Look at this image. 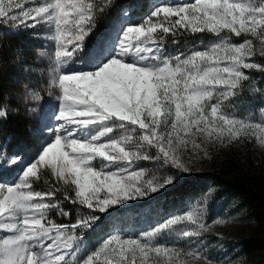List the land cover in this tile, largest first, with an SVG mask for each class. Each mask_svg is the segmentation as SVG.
Listing matches in <instances>:
<instances>
[{"label":"snow or ice","instance_id":"snow-or-ice-1","mask_svg":"<svg viewBox=\"0 0 264 264\" xmlns=\"http://www.w3.org/2000/svg\"><path fill=\"white\" fill-rule=\"evenodd\" d=\"M111 3L46 0L26 9L20 0H0V23L30 28L46 21L53 26L54 86L59 88L54 116L58 124L48 129L53 138L25 165L14 184L0 181V231L10 233L0 239V264H70L66 257L76 243L77 224L90 229L98 218L89 214L75 224L54 222L49 216L52 209L69 216L60 208L57 193L64 201L104 213L111 205L162 192L190 174L199 158L197 150L203 148L198 137L220 145L248 137L264 146V123L237 120L220 110V99L234 96L240 82L248 79L245 69L264 71L250 59L255 54L253 39L233 43L221 33L251 36L264 45V0H194L158 6L139 25L125 27L115 43L89 46L86 38ZM161 14L162 20H152ZM158 26L165 34L190 29L214 33L219 39L186 58L175 57V63L169 58L145 63L143 54L152 52L147 45L162 39ZM260 51L264 56V48ZM69 64L80 66L65 71ZM213 98L216 104L206 103ZM11 105V97L0 93V120L7 119ZM129 126L139 132L129 131ZM115 129H123L124 134L111 136ZM189 145L192 152L186 155ZM97 158L99 168L93 164ZM141 160L158 161L164 171L147 179L142 171H129ZM22 163V157H9L0 148V168ZM41 169L50 171L55 185ZM33 178H43L48 189L36 190ZM183 219L170 218L164 227ZM186 219L194 227L183 231V237H200L206 230L191 214ZM155 234L148 232L142 239L112 234L82 264H137L138 257L140 264H148L150 253L179 255L175 245H153ZM186 255L193 264H239L192 249Z\"/></svg>","mask_w":264,"mask_h":264},{"label":"rangeland","instance_id":"rangeland-1","mask_svg":"<svg viewBox=\"0 0 264 264\" xmlns=\"http://www.w3.org/2000/svg\"><path fill=\"white\" fill-rule=\"evenodd\" d=\"M4 2L7 3V0H4ZM20 2L28 9L43 4L46 0H20ZM95 2L99 3L100 0H95ZM193 2L194 0H140L139 4L144 6L143 9L145 8L146 12L151 13L158 6ZM251 2L258 3L259 0H251ZM136 7V3L130 0H112L109 8L117 12V15L113 16L110 14L109 17L100 15L97 18L95 30L86 38V43L89 46L103 43H115L125 27L129 25L137 26L145 20L141 12L137 13ZM162 19L163 14L159 17H152L153 21ZM173 19H175V17H173ZM148 26L149 25H145V28ZM19 30H23L22 32L26 34L33 56L27 59L28 65L21 66V61H11L13 64V75L10 77V95L15 107H19V110L24 111L23 113L29 118L32 128L30 131L32 134L35 131L34 129H37L40 138L36 151L29 156L24 155L20 151L13 150V148L9 149L5 146V143L0 142V148L6 150L7 156L19 155L23 159L22 164H16L11 167L5 165L0 168V181L9 185L17 181L25 165L32 162L34 158L37 157L42 147L53 138L48 132V129L58 124V122L54 120L55 114L58 113L57 97L59 95V88L54 86L55 74L53 69L55 67V41L51 38L54 34V28L46 21H41L35 27L30 28H14L11 24L5 25L0 23L1 34L19 35L21 33ZM232 35L234 39L230 37L226 38L233 43H241L244 39H253L255 54L250 59L252 62L264 66V56L261 55L260 51L261 48H264V45H262L258 39L243 34L240 37H236L234 33H232ZM218 39L219 38L215 35L203 47L181 48L176 52L165 48L159 40H156L155 43H149L147 45V47L152 49V52L143 54L144 62L157 63L164 58H169L175 63V57L180 56L181 59L186 58L192 51L205 50L209 45L217 42ZM79 66V64H69L65 66L64 70L66 71L69 67L74 69ZM0 71H2V68ZM220 90L221 89H218L217 91ZM36 96H38L39 99L34 98ZM206 103L214 104L211 100L206 101ZM235 119L243 120L238 118ZM250 122L264 123V99L257 119ZM128 130L139 132L138 127L134 128L133 126H129ZM123 134V129H115L110 135L120 137ZM198 139L203 145V148L197 150L199 158L195 159L191 167V172L213 169L217 158L224 150L231 146L237 149L241 160L246 159V157H251V159L260 160L264 164V146H261L255 139L244 137L241 140L233 141L226 145H220L218 142L207 143L204 139L199 137ZM225 139H227V137H225ZM191 152V145H189L186 155H191ZM151 153L155 155L156 150L152 149ZM93 164L99 168L101 164L99 158L94 160ZM40 171L44 172L49 170L41 169ZM129 171H142L145 173V178L147 179L151 178L153 175H159L160 172L164 170L160 169L158 161L141 160L134 162L129 168ZM183 178L184 177L178 179L177 183L181 182ZM33 179L35 181L33 187L36 190L46 191L48 189V185L45 184L43 179ZM53 180L56 183L54 178ZM172 186L173 185H170L168 188ZM160 192L161 191H158L154 194L149 193L147 197L127 201L122 205L116 204L107 207L102 214H108V217H110L108 229L96 238H83L76 241L73 248L70 250V255L66 257L70 261V264H82L87 256L98 250L102 241L109 238L112 234L119 233L124 237L142 239L144 234L148 232L156 233L152 238L153 245H175L181 250L178 256L172 253L161 254L160 256H157L155 253H150L148 264H184L185 261H188V264H193L192 258L186 255L189 249L200 251L214 260H239V264H243V256L235 245L234 237L238 234L246 233L253 226L251 221H239L236 215L230 214L229 212L207 221L197 208H190L183 212H176L169 209H157L153 213L149 208L154 197ZM58 200L60 201V199ZM116 208H123L124 213H116ZM84 209L93 212L86 207H84ZM94 212L99 211L97 209ZM189 214L206 225V230L203 231L200 237L182 236L183 231L191 230L194 227V225L186 219ZM177 216L184 217L185 219L175 225L164 227L168 219L176 218ZM217 219L223 222L217 224L215 223ZM157 229L160 230L157 231ZM8 235H10V233L0 231V239ZM137 264H140L139 257L137 259ZM195 264H200V262H195Z\"/></svg>","mask_w":264,"mask_h":264},{"label":"trees","instance_id":"trees-1","mask_svg":"<svg viewBox=\"0 0 264 264\" xmlns=\"http://www.w3.org/2000/svg\"><path fill=\"white\" fill-rule=\"evenodd\" d=\"M136 3V11L141 12L146 19L151 13L143 9L140 0H130ZM111 8L102 14L104 16L117 15ZM173 19V17H172ZM166 26V25H165ZM178 27V26H177ZM23 30L19 35L0 33V93L10 95L11 75L13 72L11 61H21V66L28 65L27 59L33 56L27 36ZM157 33L162 39H157L170 50L181 48H199L210 41L214 33H191L189 30L179 29L178 34L163 33L162 27H157ZM154 33V36L157 35ZM221 36L234 39L232 33L225 30ZM247 80H242L235 89V95L227 100L220 99L221 111L225 115L238 119L255 121L259 115L264 99V71L245 69ZM12 100V97H11ZM216 104L217 99H211ZM12 111L7 119L0 120V142L7 148H13L29 156L38 147L39 131H30L29 118L15 107L12 101ZM50 184L55 185L49 171L43 172ZM43 179V178H42ZM44 180V179H43ZM60 199V208L69 212V216L59 215V209H52L49 216L59 224H75L82 216L89 214L98 219L90 229H82L79 224L76 228V238H96L105 232L110 223L108 214L90 212L79 204H72L63 200L61 193L56 194ZM190 208H197L201 215L209 221L217 216L229 212L236 215L239 221H251L253 226L244 234L234 237L235 245L243 256V264H264V164L260 160H241L237 149L231 146L217 158L213 169L200 170L184 174L181 182L160 192L152 200L150 211L169 209L183 212ZM116 213H124L123 208H116Z\"/></svg>","mask_w":264,"mask_h":264}]
</instances>
